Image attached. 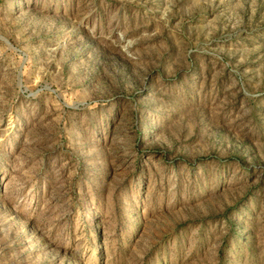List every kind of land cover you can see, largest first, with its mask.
<instances>
[{"label": "rangeland", "instance_id": "374dc122", "mask_svg": "<svg viewBox=\"0 0 264 264\" xmlns=\"http://www.w3.org/2000/svg\"><path fill=\"white\" fill-rule=\"evenodd\" d=\"M0 264H264V0H0Z\"/></svg>", "mask_w": 264, "mask_h": 264}]
</instances>
